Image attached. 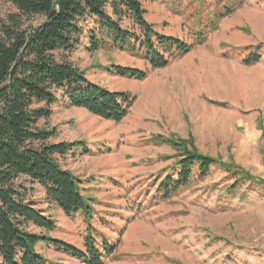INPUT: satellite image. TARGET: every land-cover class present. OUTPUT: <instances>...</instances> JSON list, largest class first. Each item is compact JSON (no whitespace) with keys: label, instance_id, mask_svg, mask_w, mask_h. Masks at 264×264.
I'll return each instance as SVG.
<instances>
[{"label":"rangeland","instance_id":"obj_1","mask_svg":"<svg viewBox=\"0 0 264 264\" xmlns=\"http://www.w3.org/2000/svg\"><path fill=\"white\" fill-rule=\"evenodd\" d=\"M143 6L158 32L192 49L154 69L142 54L112 43L91 52L89 35H83L70 59L90 81L131 93L128 115L120 122L96 116L71 106L60 89L58 102L50 105L53 114L39 126L58 131L52 142L84 140L91 151L79 149L61 161L97 200L98 239L117 244L106 264H264L262 184L214 166L207 177L195 175L169 198L157 194L178 151L162 139L188 141L189 149L264 179V0H143ZM227 6L234 12L214 29L206 27L213 15L227 13ZM15 10L0 0V21ZM84 24L87 31L97 27L95 19ZM121 25L140 34L128 18ZM200 29H205L203 42L196 38ZM259 45L260 60L249 63ZM112 64L148 75L112 74ZM15 184L57 224L53 231L30 225V231L83 247L86 225L80 215L68 217L49 204L44 187L26 176ZM37 249L48 264H78L50 244Z\"/></svg>","mask_w":264,"mask_h":264},{"label":"trees","instance_id":"obj_2","mask_svg":"<svg viewBox=\"0 0 264 264\" xmlns=\"http://www.w3.org/2000/svg\"><path fill=\"white\" fill-rule=\"evenodd\" d=\"M15 7L0 21V258L1 264H48L38 249L41 243L73 257L78 264H106L117 244L98 239L94 203L84 193L83 179L61 163V158L76 150L90 154L84 140L52 142L56 129L39 126L41 119L53 114L50 105L58 102L59 90L71 106L82 107L107 120L120 122L133 104L127 91L109 90L92 82L86 70L70 59L89 35V50L97 51L105 44L142 54L152 68H163L173 57L186 54L192 45L178 37L162 34L150 23L143 0H5ZM213 15L206 27H217L218 21L234 12ZM130 19L140 34L123 28L121 21ZM95 19L97 27L86 30L85 22ZM205 29H200L197 42H203ZM249 57L258 62L263 45ZM112 74L145 79L148 70L112 64ZM45 103V105H41ZM176 147L177 159L171 172L159 183L157 194L169 198L189 184L196 175L205 178L214 166L258 182L264 179L238 165L222 162L197 149H189L188 141L162 139ZM26 176L31 183L45 189L46 199L68 217L80 215L86 228L83 247L47 233L28 229L34 225L47 231L56 229V221L28 199V190L15 181Z\"/></svg>","mask_w":264,"mask_h":264},{"label":"crops","instance_id":"obj_3","mask_svg":"<svg viewBox=\"0 0 264 264\" xmlns=\"http://www.w3.org/2000/svg\"><path fill=\"white\" fill-rule=\"evenodd\" d=\"M60 161H61V160H60ZM61 163H62V161H61ZM62 164H63V163H62ZM63 166L66 167L64 164H63ZM66 168H67V167H66ZM48 203H49V202H48ZM49 204H50V203H49ZM46 214H47V213H46ZM47 215H48V214H47ZM0 259H1V258H0Z\"/></svg>","mask_w":264,"mask_h":264}]
</instances>
